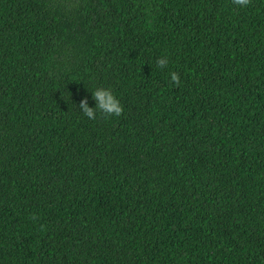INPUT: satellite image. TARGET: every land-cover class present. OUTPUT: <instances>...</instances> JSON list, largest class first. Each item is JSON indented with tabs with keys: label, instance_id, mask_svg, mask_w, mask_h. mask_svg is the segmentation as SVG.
I'll return each instance as SVG.
<instances>
[{
	"label": "trees",
	"instance_id": "1",
	"mask_svg": "<svg viewBox=\"0 0 264 264\" xmlns=\"http://www.w3.org/2000/svg\"><path fill=\"white\" fill-rule=\"evenodd\" d=\"M0 264H264V0H0Z\"/></svg>",
	"mask_w": 264,
	"mask_h": 264
},
{
	"label": "clouds",
	"instance_id": "2",
	"mask_svg": "<svg viewBox=\"0 0 264 264\" xmlns=\"http://www.w3.org/2000/svg\"><path fill=\"white\" fill-rule=\"evenodd\" d=\"M252 0H233V3L240 7H247ZM157 67L164 69L167 67L169 60L167 56H161L157 59ZM170 82L179 86L180 74L176 71L170 73ZM93 98L96 101V107H90L87 97H85L79 104V108L85 117L90 120H95L98 114L104 118L120 117L124 112V105L121 100L115 95L111 88L97 86L93 90ZM35 220V214L31 217Z\"/></svg>",
	"mask_w": 264,
	"mask_h": 264
}]
</instances>
